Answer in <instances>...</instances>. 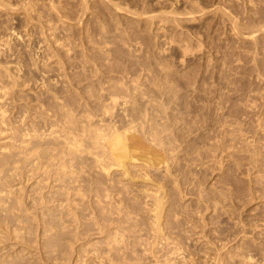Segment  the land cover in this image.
Here are the masks:
<instances>
[{
	"label": "rangeland",
	"instance_id": "obj_1",
	"mask_svg": "<svg viewBox=\"0 0 264 264\" xmlns=\"http://www.w3.org/2000/svg\"><path fill=\"white\" fill-rule=\"evenodd\" d=\"M164 70L172 73L166 76ZM161 76L167 77L174 98L165 100L154 89ZM136 82L160 100L142 110L145 116H155L157 136L147 134L146 139L152 145V161L161 159L162 165L127 160L125 170L119 160L103 155L88 139L77 147L76 158L69 159L73 169L63 170L69 188L63 186L64 179L56 172L61 170L57 152L68 146V139L57 122L58 106L49 103L48 97L63 105L69 102L68 111L82 120L86 101L77 94L94 91L110 111L103 113L93 102H86L90 122L108 129L132 120L124 115L132 102L125 89H132ZM33 105L49 118L39 119L42 142L29 145L30 151L22 153L23 158L14 157L0 175L5 182L3 197L26 200L28 206L35 201L40 208L41 198L52 201L53 195L48 208H40L41 215L47 216L68 197L89 219L108 195L122 196L136 202L133 214L150 224L151 195H163L164 190L171 195L179 185L183 194L177 214L180 223L171 236L176 244L183 242V264H214L215 246L229 260L224 264H264V0H0V160L22 145L14 139V131L32 133ZM166 115L174 119L169 128ZM142 125L141 118L133 122L139 129ZM50 132L61 141L53 147V177L45 161L36 156L46 149ZM167 165L178 182L165 172ZM190 215L200 226L188 224ZM31 222L35 223H21L27 237L32 234ZM86 235L91 243L102 240L96 228ZM161 245L165 248L160 253L153 245L147 246L150 251L139 250L142 262L170 258L173 245ZM229 248L231 260L226 255ZM93 256V251L86 252L73 264H100ZM25 261L33 264L28 254Z\"/></svg>",
	"mask_w": 264,
	"mask_h": 264
},
{
	"label": "bare ground",
	"instance_id": "obj_2",
	"mask_svg": "<svg viewBox=\"0 0 264 264\" xmlns=\"http://www.w3.org/2000/svg\"><path fill=\"white\" fill-rule=\"evenodd\" d=\"M116 4H118V3H116ZM85 5H86V3H85ZM119 6H121V5H119ZM115 7L117 8V6H115ZM110 9H112V8H110ZM120 9H123V8H120ZM132 10L133 9H131V11ZM134 10H136V9H134ZM139 10H141V9H139ZM140 12H142V11H140ZM145 13H147V12H145ZM138 14L139 13H136V15H138ZM142 17H144V16H141V18ZM151 17H150V19H151ZM114 24H115V22H114ZM99 29H101V28H99ZM120 31H122V30H120ZM137 31H138V29H137ZM116 32H118V31H116ZM120 33H122V32H120ZM105 35H106V33H105ZM127 35H128V33H127ZM136 38H138V37H136ZM109 51H111V50H109ZM105 53H106V51H105ZM120 53H122V52H120ZM115 55H113V56H115ZM87 56H89V55H87ZM123 57H125V56H123ZM137 58L141 60L142 57L140 56ZM112 60H114V59H112ZM132 60H133V58H132ZM150 60H152V59L150 58ZM132 62H134V61H132ZM113 64H115V63L113 62ZM149 64L151 65V63H149ZM155 64L157 65V63H155ZM119 65H121V64L119 63ZM122 65H125V64H122ZM114 68H116V67L114 66ZM128 68H129V66H128ZM146 68H148V67H146ZM110 71H111V68H110ZM122 71H124V70H122ZM157 71H159V70H157ZM163 72H166V71L164 70ZM170 72H166L165 74L170 73ZM166 76H168V74ZM150 78H152V77H150ZM165 78H167V77H165ZM165 78L164 77L160 78L162 80H159L158 82L155 83L154 89H156V92L160 93V94L158 93L159 96L160 95H161V97L163 96V98L165 100H167L168 98L172 99L175 97V96H173L174 92L172 93L173 89L169 88L171 86L168 87L169 84H167L168 82H166ZM147 80H149V79H147ZM111 86H113V85H111ZM111 86H108V87L111 88ZM121 87H120V89H121ZM141 87L142 86H140L136 82L133 85L132 89L130 86L127 89H125V92H127L128 96L130 95L132 102L129 104V106L127 108H125L124 111H127V113H124V115H131L132 120L124 122L123 125H121V126L115 125V124L113 126L109 125L108 129H102L101 127H96L93 123L90 122L91 118L89 117L90 114H88V113H90L88 111V108L90 107V106H88L89 101L94 103V106L97 108L98 111H102L103 113L110 111L109 106L101 104L99 102L100 96H99V94H96L94 91H90L88 89L89 90V91L87 90L88 92L85 90L86 91L84 93L85 95L80 94V93L77 94V95H82L81 97L85 98L84 100L86 102H88L87 105H86L85 101H84L85 104H82V105H84L83 111L85 112V116H86V118L82 119V120L77 119L75 115L71 114L72 113L71 111H68L69 109H67L66 107H68L70 105L69 102H66V104L68 103V105H66L65 103H64L65 105H63L62 102L58 101L57 99H54V96L48 97L49 103L52 102L51 104L54 103L58 106L57 107L55 105L58 108V110H57L56 107L54 105H52L58 111L57 112V115H58L57 122L60 123L63 131L65 132V134H64L65 139H68L67 140L68 146H66V145L61 146L59 148V151L57 152L58 165H60L59 168L61 170L56 171V172L58 174H60V176H59L60 179L63 177L62 178V179H64L63 180V186L69 188V186L66 185L65 176L62 175L64 173L63 170H67L69 168L73 169V167L69 166V159L76 158L75 157L76 155H74V154H75V151L77 150V147L81 144V142L88 140V139H90L89 142L93 148L98 147L102 150L103 155L109 154V156L111 157L112 160H116V159L119 160L122 167L125 170H128V167L126 166L127 160H129V161L143 160L145 162V165H147V166H161L162 165V161H160L161 159H157L155 161H152L153 160L152 145L146 139L147 134L150 136H157V126L155 124V122H156L155 116L151 113H149V116H145L143 114V110H142V108L145 109V111L149 110L150 108L148 107V105H154V102H160V100L157 101L155 99L156 96L155 97L150 96L151 94H149V92H147L148 90L145 91ZM172 87H173V85H172ZM116 88H118V87H116ZM193 89H194V87H193ZM109 90H111V89H108V91ZM116 90L120 91L119 88ZM122 91H124V90H122ZM112 94H114V93H112ZM115 94H116V92H115ZM119 94H122V92ZM127 94H125V95H127ZM77 95H74V96H77ZM69 97H71V96H69ZM112 97H114V96H112ZM165 97H167V98H165ZM68 99H71V98H68ZM79 99H81V98H78L77 100H79ZM157 99H158V96H157ZM73 100L74 99H72V101ZM82 100L83 99H81V101ZM179 100H181V99H179ZM170 102H171V100H170ZM116 104H117V102H114L113 105H116ZM175 104H177V103H175ZM182 104L180 106H182ZM71 105H72V103H71ZM78 106L79 105H77L76 107H78ZM86 106L88 108H86ZM29 107H30V105H29ZM38 108H36V109L33 108V112L30 110L31 107L29 109L33 113V115H31L32 118L31 119L29 118L31 120L30 126H31L32 133L26 132V129H23L24 132L22 134H20L19 131H21L22 129L20 130L16 127V129L19 130V131H17L14 128V130H16L14 132H17V136H15V138L14 137L13 138L16 139L17 141L21 142L22 145H20L15 150V152L13 154L7 155V156H4L3 158H1V160H0V175L7 172L10 163H12L14 161V160H12L14 157L15 158H23V157H21V154L24 153V155H25L28 153V151H30L31 148H29V145L33 144L34 145L33 147H35L36 145H38L42 142V136L38 132L39 119L45 118L46 120H48L49 118L47 119V117H45V114H46L45 111H43V110L40 111V110H38ZM172 109L178 110L176 108H172ZM94 110H96V109H94ZM26 111H28V110H26ZM172 112H174V111H172ZM182 112H185V111H182ZM28 113L31 114L30 112H28ZM178 113H180V111H178ZM173 114H175V113H173ZM174 116L178 118V116H176V115H174ZM181 117H183V116H181ZM136 118L142 119L143 125L140 129L137 128L136 126H133V122L135 121ZM165 118L168 119V116L166 115ZM171 118H173V117L171 116ZM179 118H178V120H179ZM169 119H170V117H169ZM169 119H168L167 124L165 125L166 128L171 127L172 123H174V122H169V121H173L174 119H172V120H169ZM30 120H29V122H30ZM50 120L53 122V123L52 122L51 123L54 124V119H50ZM180 120H183V119H180ZM151 121H154V123L153 122L150 123ZM181 122H185V121H181ZM177 123L179 124V122H177ZM175 124L173 126H175ZM183 125H186V124H183ZM8 129L11 130V126L8 127ZM18 132H19V134H18ZM47 138L48 139L45 141V144H47L46 149L43 151L37 152L36 156H39L42 159V162L45 161V162H43V165H46L45 168H46L47 172L50 174L52 173L51 176L53 177L54 176V148L53 147H54V143L56 145L60 146L61 141H59L57 139L54 140L53 132H50V134L48 135ZM37 141L40 143H36ZM24 158L28 159V157H24ZM102 170L107 171L108 167L106 165H103ZM165 172L167 174H169L170 177L174 178V175L169 170L168 165L165 168ZM1 181L2 180L0 179V193L2 192V190L4 188V184H5L4 181H2V183H1ZM173 181L178 182L177 179H175V178L173 179ZM151 196L153 197L154 214H153L152 223L148 224L147 222H144V220L139 219L137 216H135L133 214L135 212V207L138 206L137 203L126 201L124 199V197H122V196L115 197L112 195H108L106 200H105V203L103 205H99L97 207H94L93 208V216L90 217L89 219H86L81 215V209H79L80 207H75L72 200H70L68 197L63 198L66 201V203L63 199H61L60 203L54 209V211H53L54 213H51L52 215H48V216H50V217H48L46 214L41 215L42 211L40 210V208L41 209L48 208L47 203L54 201L53 195L51 196L53 198L52 201H51L50 197L48 199L45 196H44V198H41L39 203H41L43 206H41L39 208L38 206H36L35 201L32 202V205L28 206L25 204L27 202L26 200H24V201L22 199L12 200L13 199L12 197H10V196L3 197L0 194V264H26L25 260H26L27 254H28V257H31L33 264H73V262L75 261L76 258H77L76 261L78 260L77 256L80 257V255L85 254L86 252L90 253L91 251H93V255H94L93 257L95 259H98L100 264H148V263L142 262L143 258H142V256H140L138 254L139 250H141L142 248L144 251L148 250L147 248L149 246L153 245L154 247L158 248V253H160L165 248L164 246L161 245L162 243L168 244L167 248H170V246L172 244L173 250H174L173 254L170 256V258L167 257L166 259L163 256V258L165 260H162L161 256H159L157 258L155 257V254L157 253L156 252L154 254L155 258L153 259V260H155V259L156 260L154 262L151 261L150 264H170L169 260L174 262L175 264H183L182 261L184 260V256H185V253L183 251L184 250L183 242L178 241V243L176 244L174 242V239L171 236V234L177 233L175 231V229L179 228L180 222H179V219L177 217V214H179L181 211L178 209V206L180 205L181 198L183 197L182 189L179 187V185H176L175 192H172L171 195H168L167 193H165V190H164L163 195L153 194ZM15 205H17L18 209H15ZM13 208H14V210H12ZM163 212H165L164 215H162ZM16 213H20V214H18L17 218L14 219ZM43 216H46L48 218H46V217L43 218ZM162 219H164V220H162ZM189 219H190V221L188 222V224H191L190 226H193L194 228L200 226L197 224L195 217H192L190 215ZM33 220L35 221V223L32 224V222H31V227L29 228V230L32 234H30V237H27L25 231L23 230L25 228L22 226L21 223L30 222ZM91 228H93V229L96 228L97 233L99 234L98 238H102L101 241L91 243L92 240H90V238L87 237L88 235H86V233ZM152 232H153V234H151V236H150L149 233H152ZM80 240H84L85 242L80 244L79 243ZM143 246H146V247H143ZM224 246L226 247L227 245L224 244ZM154 247H152V249H154ZM149 248H151V247H149ZM156 248L154 249V251L156 250ZM150 250H148V251H150ZM214 250H215L214 257L212 258V261L214 262V264H224V262H226V263L229 262V260H226V257L224 256V251H222L217 246H215ZM228 250L229 251L226 252V255H228V259H230L232 257V251H231L232 249L229 248ZM239 253H238V255H239ZM165 256H166V253H165ZM244 256H245V254H244ZM242 259H244V258H242Z\"/></svg>",
	"mask_w": 264,
	"mask_h": 264
}]
</instances>
